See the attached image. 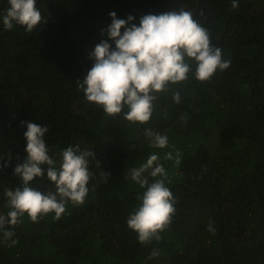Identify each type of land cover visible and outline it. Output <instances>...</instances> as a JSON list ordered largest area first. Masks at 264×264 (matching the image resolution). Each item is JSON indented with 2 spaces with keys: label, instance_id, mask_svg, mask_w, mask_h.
Masks as SVG:
<instances>
[{
  "label": "trees",
  "instance_id": "16d2710c",
  "mask_svg": "<svg viewBox=\"0 0 264 264\" xmlns=\"http://www.w3.org/2000/svg\"><path fill=\"white\" fill-rule=\"evenodd\" d=\"M9 6L0 0V215L10 210L5 190L23 187L14 169L27 158L24 122H32L48 128L44 140L57 167L69 146L95 153L85 200L99 204L102 216L82 220L70 201L58 220L50 213L32 222L25 214L7 226L11 239L0 232V264H264V0H238L236 8L232 0H37L44 22L32 32L5 28ZM180 9L208 30L230 66L201 82L188 61V80L159 94L145 124L87 102L77 81L93 66L97 44L115 47L106 31L110 13L139 25L143 15ZM215 112L221 115L198 123ZM148 128L167 136L168 147H152ZM167 152H178L180 163L165 159ZM152 154L168 174L176 212L161 239L145 245L127 224L145 189L127 173ZM30 186L55 190L46 175ZM153 249L159 255L150 259Z\"/></svg>",
  "mask_w": 264,
  "mask_h": 264
},
{
  "label": "clouds",
  "instance_id": "9594fccd",
  "mask_svg": "<svg viewBox=\"0 0 264 264\" xmlns=\"http://www.w3.org/2000/svg\"><path fill=\"white\" fill-rule=\"evenodd\" d=\"M9 8L2 21L6 29L16 25L32 32L42 21L41 11L36 7L37 0H8ZM233 8L238 7V0H232ZM112 23L107 28V35L115 43L102 40L97 44L90 58L94 63L82 81H77L87 102L99 107L110 117L123 114L130 123L145 124L152 118L159 94L166 93L170 85L187 81L193 61L195 78L201 82L209 81L219 70H226L230 60H225L222 50L211 43L210 34L190 11L180 9L160 15L147 14L140 18L139 25L132 23L135 17L117 18L111 12ZM124 29L122 32L121 30ZM173 99L180 102L179 92H174ZM126 109V111H125ZM24 133L28 153L23 163L18 164L14 172L23 187L15 190L6 189L9 211L0 215V232L5 239H11L13 231L7 226H16L27 214L32 222L54 213L60 219L66 211V204L82 205L89 194L90 158L95 157L91 150H81L79 145L69 146L60 153L59 167L50 155L44 135L48 131L36 123L24 122ZM151 146L164 149L169 145L167 136L145 129ZM159 157L152 154L140 167L131 168L127 177L145 189L138 198L141 203L127 220L128 227L135 231L139 242L150 244L159 241L172 223L175 215L176 198L166 186L167 172ZM165 159L180 163L179 153L173 157L167 152ZM3 167V165H0ZM54 183L55 190L42 192L30 186L34 178H44ZM105 182L110 173H102ZM149 177L152 181H149ZM79 213V212H78ZM208 231L215 232L211 223ZM16 244V240L11 241ZM159 255L153 249L150 259Z\"/></svg>",
  "mask_w": 264,
  "mask_h": 264
},
{
  "label": "rangeland",
  "instance_id": "374dc122",
  "mask_svg": "<svg viewBox=\"0 0 264 264\" xmlns=\"http://www.w3.org/2000/svg\"><path fill=\"white\" fill-rule=\"evenodd\" d=\"M219 115H221L220 112H215V113H211V114H204V115L198 117L197 121H198L199 124H204V123L210 121V119H212V118H218ZM104 172H106V171L101 172L99 175H101ZM100 209L101 208H100L99 204H97L94 201H89L88 202L87 200H85L84 204L78 205L76 207V210L80 214V219L88 221V222H91V223L99 222L97 220L98 218H96L95 215L96 214H100L101 215V213L99 212ZM108 211H110V210H108Z\"/></svg>",
  "mask_w": 264,
  "mask_h": 264
}]
</instances>
